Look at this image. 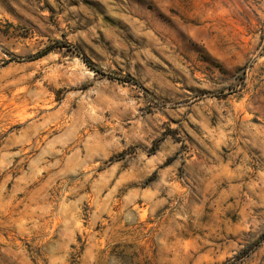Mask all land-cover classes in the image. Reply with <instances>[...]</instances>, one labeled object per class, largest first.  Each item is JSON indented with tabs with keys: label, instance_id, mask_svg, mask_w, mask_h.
<instances>
[{
	"label": "rangeland",
	"instance_id": "obj_1",
	"mask_svg": "<svg viewBox=\"0 0 264 264\" xmlns=\"http://www.w3.org/2000/svg\"><path fill=\"white\" fill-rule=\"evenodd\" d=\"M0 264H264V0H0Z\"/></svg>",
	"mask_w": 264,
	"mask_h": 264
},
{
	"label": "trees",
	"instance_id": "obj_2",
	"mask_svg": "<svg viewBox=\"0 0 264 264\" xmlns=\"http://www.w3.org/2000/svg\"><path fill=\"white\" fill-rule=\"evenodd\" d=\"M83 61L85 62V64L92 70L96 71V72H99V70H97L87 59L85 58H82Z\"/></svg>",
	"mask_w": 264,
	"mask_h": 264
}]
</instances>
